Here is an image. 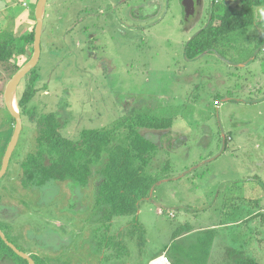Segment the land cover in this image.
<instances>
[{"label": "rangeland", "instance_id": "rangeland-1", "mask_svg": "<svg viewBox=\"0 0 264 264\" xmlns=\"http://www.w3.org/2000/svg\"><path fill=\"white\" fill-rule=\"evenodd\" d=\"M4 1L0 32L12 33L25 49L26 54L18 57L22 67L33 55L38 0L30 6L24 4L29 0ZM216 1L233 7L241 2ZM212 6L213 0L46 2L34 94L21 114L19 138L0 178V230L37 264H80V259L84 264H150L163 254L170 264H194L177 251L192 250L197 257V243L208 228L216 234L200 264H236L237 258L264 264V187L247 197L237 186L228 193L229 184L221 182L236 170V175L248 174L259 184L260 178L247 171L244 156L259 154L264 159V103L259 112L249 107L255 102L249 93L264 83L262 76L254 82L264 66L261 46L253 45L260 32L251 27L229 42L231 59L216 51L186 58L184 46L210 22ZM17 70L13 63H0L2 93ZM29 73L16 88L17 106ZM241 81L245 86L237 91ZM258 94H264V85ZM50 112L61 134L75 142L84 131L113 130L100 159H92L86 184L71 179L49 180L42 186L21 184V163L27 152L36 149L41 118ZM137 114L172 122L165 130L136 128L156 145L142 174L158 181L132 213L105 218L109 207L97 202L104 179L100 170L114 145H129L124 123ZM239 116L243 128L229 139L234 134L225 127L228 121L238 122ZM0 117L1 168L16 127L3 99ZM38 151L41 162L48 165L44 147L38 146ZM238 155L242 164L233 159ZM133 164L139 167L140 161ZM257 171L264 180V168ZM253 195H258L260 207L254 205ZM232 205L237 208L231 210ZM225 212L234 223L223 229ZM248 220L251 224L244 223ZM62 223L70 228L65 230ZM185 224L190 230L176 235ZM3 256L0 264H13Z\"/></svg>", "mask_w": 264, "mask_h": 264}, {"label": "trees", "instance_id": "trees-1", "mask_svg": "<svg viewBox=\"0 0 264 264\" xmlns=\"http://www.w3.org/2000/svg\"><path fill=\"white\" fill-rule=\"evenodd\" d=\"M261 6H264V0H241L239 7L222 5L213 0L210 22L187 41L184 46V56L192 59L204 52L216 51L225 58L231 59L232 56L228 57V52L233 45L229 42H233L241 36V33L254 27L255 10ZM216 20L219 23H215ZM17 42L18 38L12 33L0 32V63H13L16 70L21 67L18 65V57L26 54L25 49L19 47ZM263 44L264 35L260 33V37L255 39L253 45L258 48ZM36 73L35 68L30 71V81L18 100L20 114L24 112L27 102L34 94L32 85L37 79ZM2 99L3 93L0 90V109ZM147 115L137 114L133 119L127 118L129 121L125 120L124 126L129 129L130 143L127 146L114 145L107 153L108 160L105 166L100 170L104 179L99 186L97 202L108 205L109 209L105 218L132 213L139 200L147 197L153 185L158 181L156 176L142 174L144 167L149 163L148 154L156 150V145L138 133L136 128L164 130L171 127L172 122L170 118L164 120L152 117L150 114ZM41 122L43 127L39 129L35 138L36 149L27 152L21 163V184L42 186L49 180L63 181L66 179L86 184L92 159H100L102 152L110 145L111 137H114L113 130L84 131L82 139L75 142L61 134L54 113L43 115ZM38 146H43L49 156L48 165L43 164L39 159ZM135 159L140 161L139 167H134ZM189 230L190 226L185 224L176 232V235ZM215 234L216 231L212 228L205 231L197 243V257H194L192 250L180 251L178 249V254L191 260V263L200 264L203 258H207ZM0 243L3 248L2 252L8 255L11 253L17 257L1 239ZM18 259L22 260L20 257ZM235 262L236 264H259L252 258H237Z\"/></svg>", "mask_w": 264, "mask_h": 264}, {"label": "crops", "instance_id": "crops-1", "mask_svg": "<svg viewBox=\"0 0 264 264\" xmlns=\"http://www.w3.org/2000/svg\"><path fill=\"white\" fill-rule=\"evenodd\" d=\"M33 0H29L28 2H26V1H24L25 3H26V5L25 6H30L31 5V2H32ZM1 2H5L4 0H0V3ZM2 4V3H1ZM3 5H5V4H3ZM0 6H2V5H0ZM6 6L7 7H9V9H10V7H12V9H10V10H12V11H14V6L13 5H8L7 3H6ZM20 8V7H19ZM5 10V9H4ZM0 12H3V10H0ZM34 15H35V13H34ZM0 17H2V16H0ZM189 40V39H188ZM234 63V62H233ZM233 67V66H232ZM261 67V66H260ZM261 72H259L258 73V75L256 74V80H254V82H256V81H258V78H261V76L262 77H264V66H263V68H261ZM242 74H243V77L244 78H247V76L248 75H245L244 73H243V71H242ZM239 76H241V74L239 73ZM241 78H242V76H241ZM247 81V80H246ZM245 83L246 82H244V83H242V81L240 82V84L239 85H236V87H237V91H241V90H243V88H244V86H245ZM258 84V83H257ZM262 85H264V83H262L260 86H259V88H257L255 91H253L252 93H249L250 94V96L252 97V98H255V102L254 103H251V106H249V107H252V108H256L257 110H258V112L260 111V109H259V107H260V105L261 104H263L264 103V100H261V98H264V94L263 95H260V94H258V95H256L257 94V92H258V90L259 89H261L262 88ZM236 91V92H237ZM243 97V96H242ZM241 98V97H240ZM230 99V98H229ZM239 103H241V104H239V105H242L243 106V104H244V102H242V101H239ZM223 105V104H222ZM222 105H220V107L222 106ZM239 119H238V122H229L228 121V123H227V125H226V127L225 128H227V129H230L231 131H232V134H234V135H231V137H229V139H233V136H237L238 135V131H240L242 128H243V119H242V117L241 116H239L238 117ZM236 124V126L234 127L235 129H233V125H235ZM203 126H204V124H203ZM196 128H199V125H197V126H195ZM236 130V131H235ZM195 138H198L199 136H196V135H193ZM201 136H203V135H201ZM204 137V136H203ZM222 143H224L225 142V140L223 141H221ZM245 157V160H246V163L247 164H245L246 166H247V171H249V173L251 172V175H253L254 177H259L260 179L258 180L259 181V184L257 183V182H254V181H252V179H250V178H247V177H249L248 176V174H245V175H243L242 177H240L241 176V174H239V175H236L235 174V171L236 170H234L233 172L232 171H230V168H229V171L230 172H228V174L229 173H231V175H229V177H224V179L223 180H221V182L222 183H227V184H229V185H227V189L229 188V190H228V193L229 192H232L234 189H232L233 187H231V186H237L236 187V189L241 193V191H243L244 193H245V195H247V193L248 192H250V191H255L256 192V189H259V188H261V186H263L264 187V180L262 179L263 178V176H256V173L257 172H259V171H257V169L259 168V167H261V168H264V164H263V162H264V159L263 158H261L260 156H259V154L257 155V156H244ZM210 159V158H209ZM236 162H238V163H243V161H242V158H241V156H236V158H233ZM192 169H194V168H191V169H189V170H192ZM240 169H242V167L240 168ZM264 173V172H263ZM233 175H234V178H233ZM236 177V178H235ZM239 177H240V179H239ZM240 183V184H239ZM237 184H239V185H237ZM251 185V188L249 189L248 187ZM226 189V190H227ZM251 193V192H250ZM249 193V194H250ZM257 194V193H256ZM224 195H225V193H224ZM249 195H247V197H248ZM251 198H253L254 199V205H256V207H260V203L261 202H259V199H258V195H253ZM229 199H231V198H229ZM224 201H225V199H224ZM232 201L234 202V201H236V200H234V199H232ZM257 201H258V203H257ZM223 207V209L224 208H226V206L224 207V206H222ZM234 208H237V206H235V205H232L231 206V210H233ZM232 213H233V211H232ZM225 215H224V219H223V221H222V225H224V228L223 229H226V228H228L229 226H228V224L230 223V221H232L233 219H228V217H229V215H228V212H225L224 213ZM233 222V221H232ZM238 222H240V221H237V223ZM234 223V222H233ZM233 223H230L229 225H232ZM244 223H247V224H251L250 222H249V220L248 221H246V222H244ZM225 225H227V227L225 226Z\"/></svg>", "mask_w": 264, "mask_h": 264}, {"label": "water", "instance_id": "water-1", "mask_svg": "<svg viewBox=\"0 0 264 264\" xmlns=\"http://www.w3.org/2000/svg\"><path fill=\"white\" fill-rule=\"evenodd\" d=\"M48 0H38L35 6V18H36V27L34 32V42H33V55L30 58V60L25 63L22 67H20L14 76L10 79V81L7 83L6 88L3 92V101L7 108V110L11 113L13 118L16 122V127L14 134L12 138L10 139L5 153L2 160V165L0 168V178L3 176V174L6 171V168L8 166L9 158L11 154L13 153V150L17 144L19 134L22 128V119L21 114L17 106V102L15 106L12 105V99L13 96H16V88L21 81V79L29 73L35 66L37 65L39 58H40V52H41V33L43 28V10L44 6ZM2 239L4 242L20 257L25 258L29 261V264H34L33 260L24 252L18 250L11 242H9L3 234L0 232Z\"/></svg>", "mask_w": 264, "mask_h": 264}, {"label": "flooded vegetation", "instance_id": "flooded-vegetation-1", "mask_svg": "<svg viewBox=\"0 0 264 264\" xmlns=\"http://www.w3.org/2000/svg\"><path fill=\"white\" fill-rule=\"evenodd\" d=\"M168 129V128H167ZM150 130H153V129H150ZM165 130V129H164ZM62 225H63V228L65 229V230H67L68 228H70L69 226H67V224H64V223H62ZM0 232H1V230H0ZM2 233V232H1ZM4 236V235H3ZM0 239L4 242V240L2 239V237H1V234H0ZM10 242V241H9ZM53 242V241H52ZM5 243V242H4ZM6 244V243H5ZM7 245V244H6ZM14 245V244H13ZM8 246V245H7ZM15 246V245H14ZM9 247V246H8ZM16 247V246H15ZM17 248V247H16ZM1 249H2V247H1ZM15 253V252H14ZM16 254V253H15ZM3 255H5V257L6 258H10L11 259V261L13 262V264H29V261L27 260V259H25V258H22V257H20V256H18L17 254V257H15V256H11V255H8V254H6V253H2V251L0 252V261L2 262V258H4V256ZM28 255V254H27ZM32 260H33V262H34V264H37L36 263V261L34 260V258L31 256V255H28ZM18 257H20L22 260H19L18 259ZM79 263L80 264H84V260L83 259H80V261H79ZM89 263V262H88ZM87 263V264H88Z\"/></svg>", "mask_w": 264, "mask_h": 264}, {"label": "clouds", "instance_id": "clouds-1", "mask_svg": "<svg viewBox=\"0 0 264 264\" xmlns=\"http://www.w3.org/2000/svg\"><path fill=\"white\" fill-rule=\"evenodd\" d=\"M26 5V3L24 2ZM253 26L257 27L262 35H264V7H258L255 10Z\"/></svg>", "mask_w": 264, "mask_h": 264}, {"label": "built area", "instance_id": "built-area-1", "mask_svg": "<svg viewBox=\"0 0 264 264\" xmlns=\"http://www.w3.org/2000/svg\"><path fill=\"white\" fill-rule=\"evenodd\" d=\"M261 48H262V52L264 53V44ZM150 264H170V263H169L168 258L165 256V254H163L158 257L153 258L150 261Z\"/></svg>", "mask_w": 264, "mask_h": 264}, {"label": "bare ground", "instance_id": "bare-ground-1", "mask_svg": "<svg viewBox=\"0 0 264 264\" xmlns=\"http://www.w3.org/2000/svg\"><path fill=\"white\" fill-rule=\"evenodd\" d=\"M15 104H16V96H13L12 105L15 106Z\"/></svg>", "mask_w": 264, "mask_h": 264}]
</instances>
